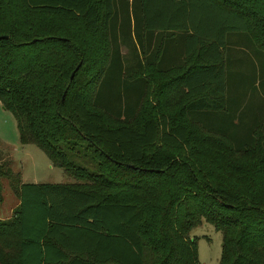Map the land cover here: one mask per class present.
<instances>
[{
	"label": "trees",
	"instance_id": "1",
	"mask_svg": "<svg viewBox=\"0 0 264 264\" xmlns=\"http://www.w3.org/2000/svg\"><path fill=\"white\" fill-rule=\"evenodd\" d=\"M0 36L1 107L73 179L0 164V264H195L201 220L217 264H264V75L245 110L222 55L264 56V0H0Z\"/></svg>",
	"mask_w": 264,
	"mask_h": 264
},
{
	"label": "rangeland",
	"instance_id": "2",
	"mask_svg": "<svg viewBox=\"0 0 264 264\" xmlns=\"http://www.w3.org/2000/svg\"><path fill=\"white\" fill-rule=\"evenodd\" d=\"M92 49H99L101 41L98 35L87 39ZM119 49L125 65L134 62L132 38L119 40ZM246 63H237L235 68L237 74L253 72V75L246 74L243 77L237 76V85H232L233 91L239 95L241 107L246 110L250 100H257L256 92L250 91V81L257 74L256 66ZM249 91V92H248ZM244 93V96L240 95ZM0 164L2 168H9L11 175L17 176L20 183H67L73 179L67 176L62 169L52 166L42 151L34 144H21L18 140L15 120L11 113L3 109L0 105ZM0 177V213L7 211L12 206L17 197L13 194L10 186L11 179ZM189 237L195 240L196 262L195 264H217L220 252L221 237L218 231L201 220L199 224L189 230Z\"/></svg>",
	"mask_w": 264,
	"mask_h": 264
},
{
	"label": "crops",
	"instance_id": "3",
	"mask_svg": "<svg viewBox=\"0 0 264 264\" xmlns=\"http://www.w3.org/2000/svg\"><path fill=\"white\" fill-rule=\"evenodd\" d=\"M222 55H223V59L224 62H228L230 63V68H227L228 72H231V81L233 80V84H235L237 76H241L243 77L244 75L251 74L253 75V72H246V73H239L240 75L237 74V70L235 68V65L237 63H246L247 68H250V65L252 66H256L257 69V74L256 77H253V79H251L250 83H254L256 84L257 81L260 78V75H264V69H260L259 65L264 64V56L262 54H258L254 51V49L252 48V46H250L248 43L245 42H239V44L237 43H233V42H228L227 44H225L223 51H222ZM251 69V68H250ZM31 183H41V182H31ZM18 203V200H16V202L9 207V209L7 211H3L0 213V219H6L11 215L12 209L16 206V204Z\"/></svg>",
	"mask_w": 264,
	"mask_h": 264
},
{
	"label": "water",
	"instance_id": "4",
	"mask_svg": "<svg viewBox=\"0 0 264 264\" xmlns=\"http://www.w3.org/2000/svg\"><path fill=\"white\" fill-rule=\"evenodd\" d=\"M0 38H1V36H0ZM78 66V63H77V65L74 67V69L70 72V74H69V79L71 78V76H72V74H73V71L76 69V67ZM61 98H62V95H61ZM60 98V99H61Z\"/></svg>",
	"mask_w": 264,
	"mask_h": 264
}]
</instances>
